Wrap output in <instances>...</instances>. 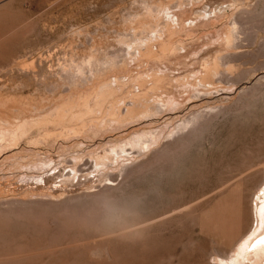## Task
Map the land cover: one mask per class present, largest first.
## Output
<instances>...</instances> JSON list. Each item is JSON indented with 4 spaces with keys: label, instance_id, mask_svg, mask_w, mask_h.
<instances>
[{
    "label": "rangeland",
    "instance_id": "374dc122",
    "mask_svg": "<svg viewBox=\"0 0 264 264\" xmlns=\"http://www.w3.org/2000/svg\"><path fill=\"white\" fill-rule=\"evenodd\" d=\"M262 185L264 0H0V264L232 263Z\"/></svg>",
    "mask_w": 264,
    "mask_h": 264
},
{
    "label": "bare ground",
    "instance_id": "6f19581e",
    "mask_svg": "<svg viewBox=\"0 0 264 264\" xmlns=\"http://www.w3.org/2000/svg\"><path fill=\"white\" fill-rule=\"evenodd\" d=\"M162 13L167 16V19H172L170 13H167L166 11H163ZM164 23H166V21ZM256 195L258 196L256 198L258 201L255 200L257 202L255 205L256 218L254 222L256 223V226H254L255 228H253V232L250 233L247 238L241 239V250H239L240 252L237 251V253L239 252L237 257L233 256L236 257V259H233L234 261H232V263L228 262L226 264H264V185L257 190L254 196Z\"/></svg>",
    "mask_w": 264,
    "mask_h": 264
}]
</instances>
